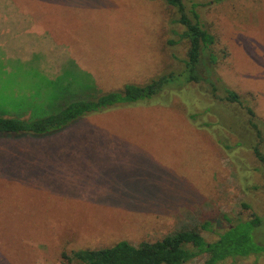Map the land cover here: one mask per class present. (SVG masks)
I'll return each instance as SVG.
<instances>
[{"label": "rangeland", "instance_id": "1", "mask_svg": "<svg viewBox=\"0 0 264 264\" xmlns=\"http://www.w3.org/2000/svg\"><path fill=\"white\" fill-rule=\"evenodd\" d=\"M184 3L187 10L198 5L217 40L218 96L225 97L224 85L243 108L178 77L150 102L88 115L52 136L0 138V264H65L63 253L155 242L206 223L201 232L211 243L253 214L264 219V163L252 150L264 152V0ZM11 4L38 19L50 63L48 78L31 69L0 80L5 112L30 107L65 72L82 71L107 93L184 68L189 45L180 39L179 14L162 0ZM252 236L264 246V221ZM220 264H264V253Z\"/></svg>", "mask_w": 264, "mask_h": 264}, {"label": "trees", "instance_id": "2", "mask_svg": "<svg viewBox=\"0 0 264 264\" xmlns=\"http://www.w3.org/2000/svg\"><path fill=\"white\" fill-rule=\"evenodd\" d=\"M162 1L177 10V23L183 27L180 39L186 40L189 45L181 72L159 76L146 85L127 84L119 91L107 93H102L86 73L80 71L77 76L65 72L68 74L66 80L57 85L49 84L52 90L48 86L51 92L48 91L47 95L35 94L31 106H27L26 110L0 112V138L52 136L88 115L150 102L165 90H173L171 88L175 87L174 82L178 77L183 78L184 86L205 84L209 86L208 91L213 99L223 101L228 106L238 105L243 108L241 96L224 85L221 87L225 97L218 96V81L212 79L218 64V56L212 52V47L217 40L203 26L197 11L198 5L194 4L191 10H187L184 0ZM64 76L63 73L62 78ZM247 111L251 117L255 116L251 108ZM17 113L20 115L15 116ZM249 123L261 140L263 136L259 124L253 120ZM252 150L257 160L264 163V152L260 146H253ZM252 217L250 221L232 225L211 243L205 240L201 232L207 229L209 223H206L201 225V229L196 225L183 226L155 242L143 241L134 245L128 241H119L109 247L63 253L62 258L65 264H187L205 255L207 258L204 264H220L228 258L258 256L264 253V246L256 242L252 235L264 219L255 214Z\"/></svg>", "mask_w": 264, "mask_h": 264}, {"label": "crops", "instance_id": "3", "mask_svg": "<svg viewBox=\"0 0 264 264\" xmlns=\"http://www.w3.org/2000/svg\"><path fill=\"white\" fill-rule=\"evenodd\" d=\"M11 3L12 0H0V80L9 78L11 73H26V70L31 69L48 78L49 36L42 32L38 19L30 17L33 14L31 10L13 7ZM14 89L17 92L12 90L13 93L20 94V87L14 86ZM1 111L4 109L0 108ZM18 115L20 113L15 114Z\"/></svg>", "mask_w": 264, "mask_h": 264}]
</instances>
